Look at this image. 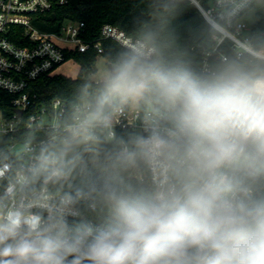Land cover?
I'll return each mask as SVG.
<instances>
[{
	"label": "clouds",
	"instance_id": "obj_1",
	"mask_svg": "<svg viewBox=\"0 0 264 264\" xmlns=\"http://www.w3.org/2000/svg\"><path fill=\"white\" fill-rule=\"evenodd\" d=\"M149 6L156 23L28 146L0 195V264H264V37L197 63L172 30L177 0Z\"/></svg>",
	"mask_w": 264,
	"mask_h": 264
},
{
	"label": "built area",
	"instance_id": "obj_2",
	"mask_svg": "<svg viewBox=\"0 0 264 264\" xmlns=\"http://www.w3.org/2000/svg\"><path fill=\"white\" fill-rule=\"evenodd\" d=\"M70 0H0V144L7 143L9 157L0 162V195H11L19 173L31 156L28 146L36 148L48 139L56 125L71 118L76 103L69 111L67 103L53 99L49 105H38L35 95L29 91L30 83L42 75L54 74L72 51L86 52L90 49L103 52L99 40L84 38L85 24L81 21L65 20L58 31H42L34 24L37 15L46 13L56 5ZM205 20L215 29L214 45L203 54L201 63L211 62L217 56L226 54L224 45L230 50L234 43L254 38L252 29L240 20L239 15H228L225 8L228 0H211L204 6L199 0H192ZM248 30V31H247ZM247 31V32H246ZM103 37L119 44L130 46L135 37L119 27L106 23L101 28ZM12 36L24 40L17 43ZM21 111V112H19ZM131 118L122 119L119 130L131 128ZM25 130L42 131L37 140H24ZM52 192L55 190L51 189Z\"/></svg>",
	"mask_w": 264,
	"mask_h": 264
},
{
	"label": "trees",
	"instance_id": "obj_3",
	"mask_svg": "<svg viewBox=\"0 0 264 264\" xmlns=\"http://www.w3.org/2000/svg\"><path fill=\"white\" fill-rule=\"evenodd\" d=\"M204 6L211 0H199ZM65 20L81 21L85 24L84 38L89 41L99 40L103 52L98 54L90 49L86 52L72 51L67 53V59H72L80 65V70L75 77L64 74H45L30 83L29 91L35 95L38 105H49L55 98L64 100L72 111L79 102L78 94L82 83L96 73V61L99 56L105 57L108 62L116 57L125 46L115 40L101 35L104 24L115 25L130 36L137 35L144 29L145 21L155 24L151 16L149 0H70L61 5H56L50 11L37 15L34 24L42 31H58ZM172 30L180 43L187 45L192 50V55L197 63H201L205 51L214 45L213 35L215 29L205 20L199 9L189 0H177V11L171 21ZM252 36L264 37V16L259 18L252 26ZM17 43L24 44L12 36ZM228 53V44L224 45ZM5 104L0 102V107ZM24 140H37L43 137L42 131L25 130L21 134ZM9 157L7 143L0 144V162ZM73 186L80 184V178L71 181ZM67 187V186H66ZM55 190V189H53Z\"/></svg>",
	"mask_w": 264,
	"mask_h": 264
},
{
	"label": "rangeland",
	"instance_id": "obj_4",
	"mask_svg": "<svg viewBox=\"0 0 264 264\" xmlns=\"http://www.w3.org/2000/svg\"><path fill=\"white\" fill-rule=\"evenodd\" d=\"M193 5L194 2L192 0H189ZM196 6V5H195ZM197 7V6H196ZM200 11V10H199ZM262 16H264V10H256V11H245L243 13V15L240 17V20H242L247 28H252L253 24ZM248 31V30H247ZM246 31V32H247ZM109 62L108 60L103 57V56H99L97 61H96V68L97 70L105 65H107ZM80 70V65L77 64L75 61L70 60L66 63H64L63 65L60 66V68L58 70H56L54 73L55 74H64L67 76H71V77H75L78 72ZM97 72V71H96ZM95 73H92L90 75V77H92ZM3 136L0 133V142L2 141Z\"/></svg>",
	"mask_w": 264,
	"mask_h": 264
},
{
	"label": "water",
	"instance_id": "obj_5",
	"mask_svg": "<svg viewBox=\"0 0 264 264\" xmlns=\"http://www.w3.org/2000/svg\"><path fill=\"white\" fill-rule=\"evenodd\" d=\"M19 112H21V111H19Z\"/></svg>",
	"mask_w": 264,
	"mask_h": 264
}]
</instances>
